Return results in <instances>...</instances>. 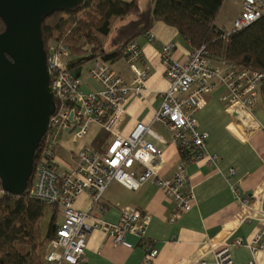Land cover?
Returning a JSON list of instances; mask_svg holds the SVG:
<instances>
[{
  "label": "built area",
  "instance_id": "built-area-1",
  "mask_svg": "<svg viewBox=\"0 0 264 264\" xmlns=\"http://www.w3.org/2000/svg\"><path fill=\"white\" fill-rule=\"evenodd\" d=\"M241 10L233 20L230 33L240 31L264 16V0H240ZM143 36L152 41L154 36L147 31ZM174 44H162L159 55L165 67L168 89L159 94L160 106L149 124L138 123L128 137L121 136L120 128L126 116L125 107L131 97H142L146 92L148 68L141 63L142 50L136 40L129 42L123 50L131 81L127 82L110 63L93 60L88 75L100 85V90L84 93L82 80L72 77L63 65L70 56L69 49L62 43H51L47 47L46 67L49 87L53 95L55 110L50 116L46 133L41 138L33 179L27 196L56 206L60 211L61 223L54 229V237L47 245V264H87V239L94 230L111 238L114 245L130 248L125 235L145 239L151 216L135 208L120 209L117 223L105 222L92 215L104 211L102 197L113 181L130 191L139 190L147 181L153 180L165 196L174 202V211L168 218L173 224L193 207L195 196L186 167L200 161L205 155L208 139L200 131L195 114L205 105V95L223 87L222 100L227 114L239 120L247 130L262 128L257 125L253 110L258 101V92L264 83V73L230 62H211L201 47L189 51L185 60H177L172 53ZM242 118L245 123L242 124ZM162 126L175 144L181 161L170 178L161 177L166 161L155 145L144 136L160 140L151 130L152 125ZM74 127L73 139L85 138L92 126L106 132L111 140L104 152L89 146L75 153V164L68 169L58 166L57 148L61 134ZM237 132L238 125H232ZM233 131V130H232ZM234 132V131H233ZM215 162V157L209 158ZM235 175L230 169L228 179ZM236 191V185H233ZM4 191L0 190V196ZM86 195L90 200L86 212L75 208L76 201ZM246 219H256L262 225L253 237L250 250L256 255L263 249L264 210L244 208ZM242 245L240 240L212 247V264H234L229 247ZM144 258L140 264H150L158 251L151 243L144 244ZM206 253V252H205ZM204 253L198 254L192 264H209ZM180 264H188L182 260ZM249 264H257L254 261Z\"/></svg>",
  "mask_w": 264,
  "mask_h": 264
},
{
  "label": "crops",
  "instance_id": "crops-1",
  "mask_svg": "<svg viewBox=\"0 0 264 264\" xmlns=\"http://www.w3.org/2000/svg\"><path fill=\"white\" fill-rule=\"evenodd\" d=\"M150 31L154 36L152 41H148L143 34L135 39L143 53L141 63L148 68L147 90L142 97H131L127 102L126 116L120 128L123 137H128L136 124L150 123L160 106L159 94L168 89L165 67L159 55L160 45L174 44L172 55L177 60H185L190 51L186 41L174 28L157 22ZM111 66L125 81H131L132 76L124 58ZM86 76L75 77L82 80L81 90L84 93L100 90V85L90 78L88 70ZM223 92V87H219L205 95L206 105L195 114L198 128L208 134V139L204 157L186 167L195 196L191 210L171 224L168 218L174 211V202L165 196L153 180L147 181L137 191H130L113 181L102 197L105 210L93 212L92 215L105 222L117 223L120 209L131 207L149 213L151 221L145 239L125 235L130 248L114 245L111 238L101 231H92L87 239V264H140L145 255L146 242L158 251L150 264H180L182 260L192 264L201 253L205 254L204 260L212 264L210 249L235 240H240L242 245L229 247L234 264H249L254 260L257 264H264V240L263 249L256 255L249 248L262 225L256 219L241 217L245 207L250 211L251 208L264 210V107L259 99L253 110L257 125L263 129L247 130L239 124L238 119L226 113ZM231 124L238 125L237 132L233 127L234 132L229 129ZM74 130L76 128L71 126L59 138L57 158L60 169L74 166L75 153L80 148L89 146L104 152L111 140L106 132L92 126L83 143L77 146L73 142ZM151 130L160 140L150 135L144 138L161 152L166 165L160 175L168 179L181 158L169 133L162 126L152 125ZM212 156L215 157L213 163L209 162ZM230 169L235 170V175L228 179ZM233 185H236V191ZM89 205V198L82 195L76 201L75 208L86 212Z\"/></svg>",
  "mask_w": 264,
  "mask_h": 264
},
{
  "label": "trees",
  "instance_id": "trees-1",
  "mask_svg": "<svg viewBox=\"0 0 264 264\" xmlns=\"http://www.w3.org/2000/svg\"><path fill=\"white\" fill-rule=\"evenodd\" d=\"M225 0H83L74 9L46 17L40 26L44 51L62 43L70 56L101 59L110 64L123 58L126 45L150 31L157 22L174 28L190 51L205 48L213 63L230 62L264 73V16L248 27L230 33L218 27ZM0 20V33L4 31ZM264 107V83L258 100ZM42 140V139H41ZM38 149L34 153L35 165ZM25 191L0 197V264H47V245L54 237L58 208L27 196ZM0 184V190H1ZM53 209L45 235L42 222L47 208Z\"/></svg>",
  "mask_w": 264,
  "mask_h": 264
},
{
  "label": "water",
  "instance_id": "water-1",
  "mask_svg": "<svg viewBox=\"0 0 264 264\" xmlns=\"http://www.w3.org/2000/svg\"><path fill=\"white\" fill-rule=\"evenodd\" d=\"M83 0H0V184L21 195L55 104L40 33L42 21ZM54 230V228H53Z\"/></svg>",
  "mask_w": 264,
  "mask_h": 264
},
{
  "label": "rangeland",
  "instance_id": "rangeland-1",
  "mask_svg": "<svg viewBox=\"0 0 264 264\" xmlns=\"http://www.w3.org/2000/svg\"><path fill=\"white\" fill-rule=\"evenodd\" d=\"M241 7L240 0H225L223 8L218 16L217 19V25L218 27L225 29V30H230L232 26V22L235 18V15L239 12ZM89 56L84 55L82 57H75V56H69L63 61V65L65 69L68 70V73L72 77H80L83 76L86 78L87 70L91 66V61H87L84 63H81L82 61L86 60ZM85 90V89H84ZM84 138L79 139V140H74V144H77V146L81 143H83ZM1 197V196H0ZM58 213L60 216V211L58 209ZM53 215V209L51 207L47 208L45 217L42 222V232L43 235H45L48 231L49 228V222L50 219ZM247 215L246 212H242L241 217H245ZM61 216L57 218L56 224H59L61 221Z\"/></svg>",
  "mask_w": 264,
  "mask_h": 264
},
{
  "label": "bare ground",
  "instance_id": "bare-ground-1",
  "mask_svg": "<svg viewBox=\"0 0 264 264\" xmlns=\"http://www.w3.org/2000/svg\"><path fill=\"white\" fill-rule=\"evenodd\" d=\"M241 122H242V124H244L245 123V120L242 118V121Z\"/></svg>",
  "mask_w": 264,
  "mask_h": 264
}]
</instances>
